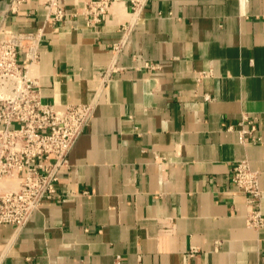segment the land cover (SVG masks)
Segmentation results:
<instances>
[{
    "label": "crops",
    "instance_id": "crops-1",
    "mask_svg": "<svg viewBox=\"0 0 264 264\" xmlns=\"http://www.w3.org/2000/svg\"><path fill=\"white\" fill-rule=\"evenodd\" d=\"M12 1L0 29L44 30L31 66L43 101L94 116L58 197L22 230L0 226V264H264V228L232 182L248 161L264 215V0H115L94 26L92 0H59L62 23L45 0Z\"/></svg>",
    "mask_w": 264,
    "mask_h": 264
},
{
    "label": "built area",
    "instance_id": "built-area-1",
    "mask_svg": "<svg viewBox=\"0 0 264 264\" xmlns=\"http://www.w3.org/2000/svg\"><path fill=\"white\" fill-rule=\"evenodd\" d=\"M22 1L13 0L9 11L16 13ZM114 2L86 3L83 15L87 23L99 24ZM142 2L134 0V9H140ZM43 7L47 23H62L67 17L59 0H45ZM43 34V29L35 32L0 29V226L10 225L16 230H22L36 212L58 197L60 173L69 167V154L94 116V106L90 104L59 109L43 101L39 80L31 73V66L40 57ZM120 49L121 46H115L116 51ZM22 54L24 58H20ZM145 67L156 68L150 63ZM108 77L110 72L102 80L106 82ZM245 124L253 122L245 116L238 124L242 127L239 131L242 142L255 131L253 126L250 131L245 129ZM252 139L254 143L259 141V138ZM19 174L22 178L17 188L1 190ZM232 182L246 196L248 226L264 228L259 174L244 160L233 168Z\"/></svg>",
    "mask_w": 264,
    "mask_h": 264
}]
</instances>
